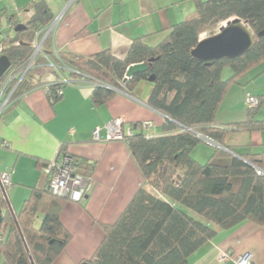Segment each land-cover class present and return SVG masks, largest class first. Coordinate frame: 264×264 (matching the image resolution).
Returning a JSON list of instances; mask_svg holds the SVG:
<instances>
[{"label": "trees", "instance_id": "obj_1", "mask_svg": "<svg viewBox=\"0 0 264 264\" xmlns=\"http://www.w3.org/2000/svg\"><path fill=\"white\" fill-rule=\"evenodd\" d=\"M32 8V18L25 23L15 21L13 35L0 41V57L5 55L12 63L9 71L26 69L35 51L34 41L45 35L53 21L44 0L34 3ZM234 19L242 20L255 35L250 52L236 59L210 62L192 56L203 35H216ZM20 24L25 27L16 32ZM263 32L264 0H196L194 18L174 25L157 47L147 46L142 39L135 40L124 59L110 50L92 57L56 54L52 50V36L45 40V56H39L36 64L51 61L67 68L64 73L69 78L92 83L95 106L108 103L119 91L133 95L138 82L154 77L153 82L149 81L153 92L148 105L165 117L161 136H149L141 123L132 125L133 134L125 141L144 187L118 221L104 228V241L94 256L82 264H189L190 257L217 236L218 229L228 230L245 221L264 226V152L241 154L226 144L233 132H264V119L258 118L264 108V96L257 97L258 107L247 109L245 121L226 126L216 123L232 85L264 64ZM138 64L148 65V71L126 79L128 68ZM228 68L233 75L224 80L223 73ZM32 79L37 83L32 84ZM40 86L41 80L30 71L18 86L14 99L19 100ZM65 87L55 83L46 88L52 104L62 99L59 91ZM202 137L239 157H233L230 166L213 164L214 158L229 157L223 149L215 147L211 159L206 164L199 163L192 153L202 143ZM75 166L85 178L94 170V165L84 160L76 159ZM166 167L183 173L162 180L165 174L160 176V172ZM66 200L69 199L50 192L47 178L46 185L33 188L20 211H15L16 219L3 201L2 264H31L26 247L34 264H53L72 238L61 221ZM40 215L43 219L40 227H36Z\"/></svg>", "mask_w": 264, "mask_h": 264}, {"label": "crops", "instance_id": "obj_2", "mask_svg": "<svg viewBox=\"0 0 264 264\" xmlns=\"http://www.w3.org/2000/svg\"><path fill=\"white\" fill-rule=\"evenodd\" d=\"M38 1L41 0H0V41L13 35L15 21L25 23L32 18V5ZM44 1L53 16L52 50L77 57H92L110 50L124 59L135 40L142 39L147 46L157 47L174 25L196 16V0ZM254 70L232 85L218 112L217 125L245 121L247 98L264 96V85L256 86L264 78V69L250 78ZM36 76L42 86L25 93L0 119V174L11 177L7 192L18 212L33 188L46 185L43 164L64 154L94 165L85 199L80 203L66 200L63 204L61 221L72 238L53 263L82 264L94 256L104 241V228L118 221L144 187L126 141L109 140L107 126L121 120L124 129L129 130L133 124L147 122L152 125L149 134L161 136L165 117L148 105L153 86L147 80L137 83L133 95L119 91L108 103L97 107L92 101V83L65 87L62 99L52 104L45 86L55 80L54 75ZM31 83L36 84L37 80L32 79ZM236 103L238 113L234 110L231 115L222 116L226 104L236 109ZM96 129L100 130L99 140L94 137ZM226 144L241 154H259L264 152V132H233ZM215 147L203 140L192 156L206 164ZM224 151L229 157L214 158L213 164L231 165L235 156ZM42 219V215L38 216L36 227H40ZM226 251L249 254L253 264H264V226L245 221L228 230L218 229L217 236L193 254L189 264H234L219 261Z\"/></svg>", "mask_w": 264, "mask_h": 264}, {"label": "built area", "instance_id": "obj_3", "mask_svg": "<svg viewBox=\"0 0 264 264\" xmlns=\"http://www.w3.org/2000/svg\"><path fill=\"white\" fill-rule=\"evenodd\" d=\"M54 31V24H51L47 27L45 35L40 38L39 36L33 43L34 54L28 61L26 69L22 71L10 70L8 71L3 79L0 82V119L4 114L10 109L18 99H14V94L18 86L24 81L28 72L34 71L36 68L37 59L39 56L44 55V42L49 37L52 36ZM56 54V50H53ZM40 67H46L50 71V74L54 75L55 80L49 83L45 88H48L50 85L55 83H61L67 86H77L82 83H85V79L77 80L65 76L66 71L65 67L56 66L51 61H48L46 64L41 65ZM63 71V73H62ZM64 89L59 91V95L64 94ZM247 107L250 109L256 108L259 105L257 97L249 96L247 98ZM141 128L149 136L150 129L152 125L150 123H142ZM108 139L109 140H118L125 141V139L132 136V128L125 130L121 120H115L111 122L108 126ZM99 129L94 131L95 140H99ZM76 159L69 155H60L56 159L49 161L43 167V173L48 178V188L52 194L58 197H67L73 202L80 203L82 202L87 195V183L88 178H85L77 173L76 169ZM261 175L262 172L258 171ZM0 180L4 187L9 189L11 187V177L8 174H0ZM219 261L221 263H227L233 261L234 264H253L251 255H234L231 251L222 252L219 256Z\"/></svg>", "mask_w": 264, "mask_h": 264}, {"label": "water", "instance_id": "obj_4", "mask_svg": "<svg viewBox=\"0 0 264 264\" xmlns=\"http://www.w3.org/2000/svg\"><path fill=\"white\" fill-rule=\"evenodd\" d=\"M24 25L20 24L16 27L15 31L19 32L24 29ZM264 35V32L262 33ZM255 35L253 31L247 26L242 20L234 19L227 23L226 26L216 35L203 39L199 42L196 48L192 51V56L203 62L218 61L222 59H236L242 57L252 50L255 45ZM12 63L7 56L0 57V82L3 79L4 75L11 68ZM148 65L138 64L130 66L126 73V79H131L135 75L142 74L148 71ZM150 82L154 81V77L149 78ZM203 140H211L202 137ZM216 147V143L212 142ZM220 147V146H219ZM235 157L238 155L230 152ZM0 189L2 196H0V231L2 229L4 221V210L2 208V202L4 201L9 208V211L12 213L13 217L16 219L15 211L11 205V202L7 196V190L0 180ZM17 223V220H16ZM18 225V223H17ZM21 237L25 243L24 237L21 233L20 227L18 226ZM31 264H34L28 248L26 247Z\"/></svg>", "mask_w": 264, "mask_h": 264}, {"label": "rangeland", "instance_id": "obj_5", "mask_svg": "<svg viewBox=\"0 0 264 264\" xmlns=\"http://www.w3.org/2000/svg\"><path fill=\"white\" fill-rule=\"evenodd\" d=\"M226 25H227V23L224 24L223 27L226 26ZM206 38H209V35L208 34L203 35L201 37V40L206 39ZM41 65H43V64H41ZM41 65L36 64V68L33 71V74L35 73V75H39V74L46 75V74H49L50 73V71L48 70V68H46V67H40ZM263 69H264V64L261 65L260 67L256 68L253 72H251V75H249V77L250 78H254L256 76V74H258ZM232 75H233V71L230 68H228L223 73V79L224 80H227ZM262 85H264V78H262L259 82L256 83V86L257 87L262 86ZM228 105L229 104H226L225 107L222 109V116L227 115V114H230L231 115L232 112H234V110L236 111V113L239 112L237 103H236V109L228 108ZM259 119H264V108L260 112ZM198 153H199V151H197L196 154H198ZM177 173H178V170L177 169L171 168V167L170 168L169 167H166L165 169L164 168L161 169V172H160L161 175L160 176H162V174H165V175H163V177H161V179L162 180H168V179L170 180V179H173L177 175ZM160 176H158V177L160 178ZM0 196H2L1 189H0ZM7 196L9 198V200H10V196H9V193L8 192H7ZM179 207H181V206H179ZM188 212L191 213V211H188ZM199 219L202 220L203 222L205 221L203 218H200L199 217Z\"/></svg>", "mask_w": 264, "mask_h": 264}]
</instances>
